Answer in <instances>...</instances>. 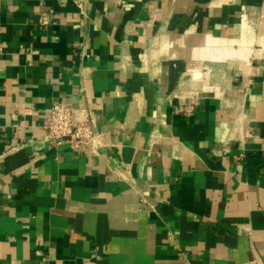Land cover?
<instances>
[{"label": "crops", "instance_id": "0c3cea01", "mask_svg": "<svg viewBox=\"0 0 264 264\" xmlns=\"http://www.w3.org/2000/svg\"><path fill=\"white\" fill-rule=\"evenodd\" d=\"M83 1L0 0V264H264V0Z\"/></svg>", "mask_w": 264, "mask_h": 264}, {"label": "built area", "instance_id": "2783aa9c", "mask_svg": "<svg viewBox=\"0 0 264 264\" xmlns=\"http://www.w3.org/2000/svg\"><path fill=\"white\" fill-rule=\"evenodd\" d=\"M81 13L85 14V3L83 0H73ZM41 26L50 24L48 15H41L39 19ZM44 136L37 139L43 143H49L54 146L61 145L66 141H71L74 147L81 145L90 146L92 149L95 146V141L98 138L96 133V123L93 116L87 113L84 119L75 115L73 107L65 103H57L53 106L44 125ZM36 141H32L35 143ZM20 147H12L6 153H3L2 158L7 153L16 152Z\"/></svg>", "mask_w": 264, "mask_h": 264}]
</instances>
